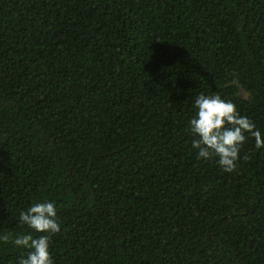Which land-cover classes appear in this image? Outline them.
I'll use <instances>...</instances> for the list:
<instances>
[{"label":"trees","instance_id":"trees-1","mask_svg":"<svg viewBox=\"0 0 264 264\" xmlns=\"http://www.w3.org/2000/svg\"><path fill=\"white\" fill-rule=\"evenodd\" d=\"M200 93L264 133V0H0V233L49 200L54 264H264V148L197 159Z\"/></svg>","mask_w":264,"mask_h":264},{"label":"clouds","instance_id":"clouds-1","mask_svg":"<svg viewBox=\"0 0 264 264\" xmlns=\"http://www.w3.org/2000/svg\"><path fill=\"white\" fill-rule=\"evenodd\" d=\"M193 107L195 115L188 121L192 135L191 147L197 159L216 162L225 172H233L240 159L242 145L248 137L255 140L256 148H264V133L249 118L241 115L236 105L218 94L200 93ZM19 222L29 230L15 237L0 233V242H9L27 250L19 264H54L50 252V238L61 231L57 207L53 201L34 200L26 209L19 211ZM38 234V235H34Z\"/></svg>","mask_w":264,"mask_h":264},{"label":"rangeland","instance_id":"rangeland-1","mask_svg":"<svg viewBox=\"0 0 264 264\" xmlns=\"http://www.w3.org/2000/svg\"><path fill=\"white\" fill-rule=\"evenodd\" d=\"M241 94L244 95L243 92H241Z\"/></svg>","mask_w":264,"mask_h":264}]
</instances>
